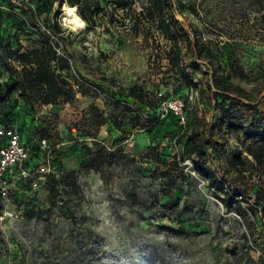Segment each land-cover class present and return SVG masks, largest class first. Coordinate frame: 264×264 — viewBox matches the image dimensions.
I'll use <instances>...</instances> for the list:
<instances>
[{"label": "rangeland", "instance_id": "1", "mask_svg": "<svg viewBox=\"0 0 264 264\" xmlns=\"http://www.w3.org/2000/svg\"><path fill=\"white\" fill-rule=\"evenodd\" d=\"M113 1L101 0L103 9L84 20L83 28L67 21L66 0H0L1 53L9 45L39 49L43 40L56 42L69 62L59 72L70 92L33 108L18 92L11 94L7 126L20 132L29 166L45 162L48 171L32 182L17 180L7 198L0 196V264H264V167L251 165L243 151L247 170L232 176L246 190V202L224 201L193 170L196 158L186 137L221 118L222 110L213 108L212 71L220 73L229 56L241 66L231 80L248 92L254 108L242 110L243 124L251 123L255 110L264 111L259 5L171 0L176 23L196 43L206 42L194 67L180 41L186 60L180 66L191 83L169 63V41L146 19L149 0H127L138 20L135 28ZM208 49L217 55L210 65ZM6 78L0 60V82ZM134 83L142 87V99L126 95ZM171 96L185 98V125L163 108ZM90 105L106 117L94 136L77 129ZM214 138L222 146L208 149L207 160L221 172L226 154L243 149L244 136L223 128ZM6 142L0 135V147ZM91 157L96 168L86 164ZM31 209L35 213L28 216Z\"/></svg>", "mask_w": 264, "mask_h": 264}, {"label": "trees", "instance_id": "2", "mask_svg": "<svg viewBox=\"0 0 264 264\" xmlns=\"http://www.w3.org/2000/svg\"><path fill=\"white\" fill-rule=\"evenodd\" d=\"M66 1L71 6L75 5L77 7L78 15L86 22H90L92 16L103 9L101 0H84L83 3H81V0ZM113 3L122 10H126V16L128 17L121 16V18H128L129 21L132 19L134 21L132 27H136L138 20L135 11L127 0H114ZM256 3L259 5V10L264 18V0H256ZM144 10L146 19L155 21L161 36L169 41V47L167 50L165 49L169 54V63L175 67L180 77L194 83L193 79L184 73L186 69L180 66L182 62L186 61L181 52L180 41L183 42L186 52L189 53L190 64L194 67L197 65L196 59H200L199 55H202V47L206 42L196 43L185 28L176 23L171 0H149ZM113 15H116L115 8H111V17ZM181 31L184 32V35H180ZM1 49L0 39V60L7 69L6 80L0 82V122H4V126L8 125L5 119L11 115L14 108L13 98H11L13 92H18L24 103L31 108L36 103L49 104L62 97L68 98L70 92L66 88L65 78L61 76L59 70L68 69L69 62L65 57L57 54L54 46L49 41L43 40V45L39 49L21 50L20 46L11 48L9 45L5 55L1 53ZM207 51L209 52H206L204 56L207 65H210L217 59V55H212L210 49ZM229 59V62L225 63L220 73L216 70L212 71V83L215 87L212 92L214 98L213 108L222 110L221 118L214 122H205L203 128L194 127L186 134V137L190 152L196 158L193 163V170L206 179L211 187L223 193L224 201H233L235 204L240 205L241 202H246V190L235 186L237 176L233 177L232 173L240 175L247 170L246 160L242 156L243 151L252 160L251 165L255 168L264 167V111L255 110L250 114L251 123L249 125L243 124L242 117L244 114L242 110L252 112L254 108L248 92L231 80L232 77L241 74V66L230 56ZM14 62H17V64ZM18 65L20 68H18ZM184 67H187V65ZM142 93V87L134 83L127 88L126 95L142 99ZM226 106H228L227 109H225ZM204 117L205 114L203 113L200 119L204 120ZM105 122L106 117L103 112L96 106L90 105L83 113L77 129L85 135L94 136L99 127ZM223 128L240 131L244 136V140L243 149L236 147L226 154V168L219 172V169H215L209 164L207 157L208 149L214 152L222 146V142L214 137ZM41 129L45 130V128ZM204 133L206 134L204 135ZM86 164L93 168L97 167L94 164V157L89 158ZM219 173H221L222 178ZM18 180L29 182L22 178ZM16 182L17 180L14 183ZM248 209L250 212H255V208L250 204H248ZM34 213L35 211L31 209L28 216H32Z\"/></svg>", "mask_w": 264, "mask_h": 264}, {"label": "built area", "instance_id": "3", "mask_svg": "<svg viewBox=\"0 0 264 264\" xmlns=\"http://www.w3.org/2000/svg\"><path fill=\"white\" fill-rule=\"evenodd\" d=\"M19 2L22 0H14ZM43 30L51 33L49 28L42 26ZM59 53V46L56 42L49 41ZM189 97H192L190 94ZM165 111L172 112L185 125L186 122V103L185 98L180 96H171L164 99L162 102ZM163 109V110H164ZM164 113H162L163 115ZM0 135L7 136V142L0 147V196L7 198L9 188L14 182L20 178L26 179L29 182L35 181L38 177H42L48 171L46 163H40L34 169L28 163V150L20 140V132L12 126H3L0 124ZM45 142V138H42Z\"/></svg>", "mask_w": 264, "mask_h": 264}, {"label": "bare ground", "instance_id": "4", "mask_svg": "<svg viewBox=\"0 0 264 264\" xmlns=\"http://www.w3.org/2000/svg\"><path fill=\"white\" fill-rule=\"evenodd\" d=\"M66 9V8H65ZM76 8L74 6L68 7L69 16L67 17V21L74 27H83L84 28V20L77 14ZM67 13V12H66ZM67 13V14H68ZM66 21V22H67ZM67 24V23H66ZM69 25V24H68Z\"/></svg>", "mask_w": 264, "mask_h": 264}]
</instances>
